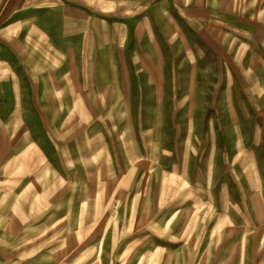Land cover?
<instances>
[{"label":"rangeland","instance_id":"1","mask_svg":"<svg viewBox=\"0 0 264 264\" xmlns=\"http://www.w3.org/2000/svg\"><path fill=\"white\" fill-rule=\"evenodd\" d=\"M127 1L151 24L140 41L160 80L138 82L135 62L121 84L140 51L126 19L98 16V43L88 31L80 99L67 56L34 35L8 94L25 120L9 151L30 152L39 184L72 183L71 225L104 264H264V0Z\"/></svg>","mask_w":264,"mask_h":264},{"label":"crops","instance_id":"2","mask_svg":"<svg viewBox=\"0 0 264 264\" xmlns=\"http://www.w3.org/2000/svg\"><path fill=\"white\" fill-rule=\"evenodd\" d=\"M132 3L127 0H0V264H104L103 250H84L86 242L82 244L81 237L77 240L78 225H71L70 210L73 206L70 204L75 197L71 193L72 183L39 184L35 181V169L25 161L30 152L9 151L23 140L25 120L18 116L17 107L8 103V94L17 96L20 92L24 51L27 42L30 43L28 40L35 35V47L45 43L67 56L65 60L70 63L71 70L67 78L73 86L80 88L77 95L78 99L82 98L85 92L76 64L83 62L88 31L94 43L103 36L102 23L98 22V16L103 14L126 19L130 25L129 40L132 38L134 46L140 50L127 60L122 57L119 62V70L123 71L121 84H129L125 83L130 80L126 75V64L135 62L138 67H131H134L138 82L140 79L143 82L148 80L149 86V81H159L162 60L152 59L151 54L153 50L156 52V45L151 41L148 44L145 38L143 43L140 41L144 32H148L151 39V24L146 19L144 22L135 21L134 16L140 7ZM143 9L144 13L152 15L151 8ZM89 16L95 19L93 25L88 23ZM120 43H115L114 48L112 45L109 47L121 57ZM87 68L90 72L96 70V66ZM97 84L108 91L109 83L105 86L101 81L90 83L92 88ZM30 124L33 125V121ZM13 126L20 129L11 137ZM32 154L34 157V152ZM9 158L12 160L10 164ZM41 185L46 188H40ZM51 202L54 207L49 218L50 208H45L43 203ZM84 237L86 239V233Z\"/></svg>","mask_w":264,"mask_h":264}]
</instances>
